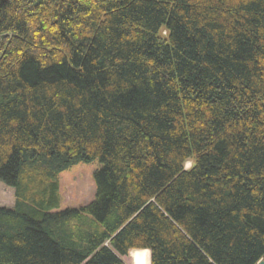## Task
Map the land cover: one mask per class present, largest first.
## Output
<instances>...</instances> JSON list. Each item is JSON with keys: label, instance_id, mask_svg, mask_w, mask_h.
I'll use <instances>...</instances> for the list:
<instances>
[{"label": "trees", "instance_id": "trees-1", "mask_svg": "<svg viewBox=\"0 0 264 264\" xmlns=\"http://www.w3.org/2000/svg\"><path fill=\"white\" fill-rule=\"evenodd\" d=\"M0 182V264H264V0H0Z\"/></svg>", "mask_w": 264, "mask_h": 264}, {"label": "rangeland", "instance_id": "rangeland-1", "mask_svg": "<svg viewBox=\"0 0 264 264\" xmlns=\"http://www.w3.org/2000/svg\"><path fill=\"white\" fill-rule=\"evenodd\" d=\"M191 165L186 161L184 167ZM101 166L98 160L90 163H77L59 173V207L56 209L78 207L94 199L96 186L93 179L94 172ZM14 203L13 189L0 182V207H12ZM127 256L121 257L126 264H131Z\"/></svg>", "mask_w": 264, "mask_h": 264}, {"label": "clouds", "instance_id": "clouds-1", "mask_svg": "<svg viewBox=\"0 0 264 264\" xmlns=\"http://www.w3.org/2000/svg\"><path fill=\"white\" fill-rule=\"evenodd\" d=\"M142 253V258L137 260L135 257L133 258V264H151L150 251L148 249H140Z\"/></svg>", "mask_w": 264, "mask_h": 264}, {"label": "water", "instance_id": "water-1", "mask_svg": "<svg viewBox=\"0 0 264 264\" xmlns=\"http://www.w3.org/2000/svg\"><path fill=\"white\" fill-rule=\"evenodd\" d=\"M259 264H263V262L261 261Z\"/></svg>", "mask_w": 264, "mask_h": 264}]
</instances>
